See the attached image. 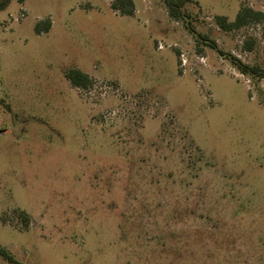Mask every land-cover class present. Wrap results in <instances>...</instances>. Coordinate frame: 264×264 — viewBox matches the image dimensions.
Segmentation results:
<instances>
[{
  "label": "rangeland",
  "instance_id": "obj_1",
  "mask_svg": "<svg viewBox=\"0 0 264 264\" xmlns=\"http://www.w3.org/2000/svg\"><path fill=\"white\" fill-rule=\"evenodd\" d=\"M134 1L0 10V245L22 264H264V74L232 60L264 69V17L215 20L264 0H188L184 19Z\"/></svg>",
  "mask_w": 264,
  "mask_h": 264
},
{
  "label": "trees",
  "instance_id": "obj_2",
  "mask_svg": "<svg viewBox=\"0 0 264 264\" xmlns=\"http://www.w3.org/2000/svg\"><path fill=\"white\" fill-rule=\"evenodd\" d=\"M11 0H0V10L6 8ZM25 1V0H20ZM188 0H164L169 14L176 19H184L188 16V13L185 9V3ZM112 7L119 11L121 14H134L136 11L135 1L134 0H112ZM264 14L262 11H256L248 6H243L239 12L235 20H229L228 17L223 15H218L215 17V20L219 26H221L225 30H233L235 28H240L244 25H247L252 22H260L262 21ZM51 27V22H48L46 27V31ZM233 62L237 64L241 69L254 73V74H264V69L259 67L249 66L248 64L243 63L239 59L233 57ZM67 78L76 86L81 88H86L92 81L93 78L89 76L87 73L83 72L78 68H72L66 73ZM23 219L27 221V215L25 212H21ZM0 256L4 257L12 264H22L19 260H17L14 255L4 246L0 245Z\"/></svg>",
  "mask_w": 264,
  "mask_h": 264
},
{
  "label": "built area",
  "instance_id": "obj_3",
  "mask_svg": "<svg viewBox=\"0 0 264 264\" xmlns=\"http://www.w3.org/2000/svg\"><path fill=\"white\" fill-rule=\"evenodd\" d=\"M159 48H163L164 46L162 44H158ZM182 56V64L186 65L187 62V58L185 57L184 54L181 55Z\"/></svg>",
  "mask_w": 264,
  "mask_h": 264
}]
</instances>
